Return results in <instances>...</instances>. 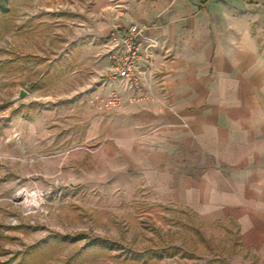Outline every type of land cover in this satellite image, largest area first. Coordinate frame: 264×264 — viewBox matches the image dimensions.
Masks as SVG:
<instances>
[{"label":"rangeland","instance_id":"374dc122","mask_svg":"<svg viewBox=\"0 0 264 264\" xmlns=\"http://www.w3.org/2000/svg\"><path fill=\"white\" fill-rule=\"evenodd\" d=\"M243 1L264 51V0ZM168 3L4 0L0 264H264L239 227L202 226L150 186L133 185L122 162L94 156L101 141H81L91 94L114 88L101 85L102 73L90 80L101 40L156 9L164 16ZM20 88L27 95L12 101ZM21 190L35 192V208L16 199Z\"/></svg>","mask_w":264,"mask_h":264},{"label":"crops","instance_id":"0c3cea01","mask_svg":"<svg viewBox=\"0 0 264 264\" xmlns=\"http://www.w3.org/2000/svg\"><path fill=\"white\" fill-rule=\"evenodd\" d=\"M164 10L135 21L162 42L158 101L87 107L81 141H101L94 156L122 162L133 185L150 186L202 226L236 225L264 256V51L248 8L243 0H169ZM100 60L97 69L91 62V81L109 66Z\"/></svg>","mask_w":264,"mask_h":264},{"label":"built area","instance_id":"2783aa9c","mask_svg":"<svg viewBox=\"0 0 264 264\" xmlns=\"http://www.w3.org/2000/svg\"><path fill=\"white\" fill-rule=\"evenodd\" d=\"M149 26L115 25L101 40L98 56L109 64L101 75V85L118 83L119 86L92 95L89 99L92 108L108 112L144 101H158L155 91L161 82L155 52L162 42L148 33ZM155 130L150 129L151 132Z\"/></svg>","mask_w":264,"mask_h":264},{"label":"bare ground","instance_id":"6f19581e","mask_svg":"<svg viewBox=\"0 0 264 264\" xmlns=\"http://www.w3.org/2000/svg\"><path fill=\"white\" fill-rule=\"evenodd\" d=\"M21 199L25 202V207L28 209L35 208L37 206V199L35 192H29L26 190L20 191Z\"/></svg>","mask_w":264,"mask_h":264},{"label":"water","instance_id":"95a60500","mask_svg":"<svg viewBox=\"0 0 264 264\" xmlns=\"http://www.w3.org/2000/svg\"><path fill=\"white\" fill-rule=\"evenodd\" d=\"M26 95H27V92H26L24 89H21V88H20V89H18V90L16 91L15 94H13L11 100H12V101H14V100H19V99L24 98ZM15 197H16V199H19V198L21 197L20 192H17V193L15 194Z\"/></svg>","mask_w":264,"mask_h":264},{"label":"trees","instance_id":"16d2710c","mask_svg":"<svg viewBox=\"0 0 264 264\" xmlns=\"http://www.w3.org/2000/svg\"><path fill=\"white\" fill-rule=\"evenodd\" d=\"M4 6V0H0V9Z\"/></svg>","mask_w":264,"mask_h":264}]
</instances>
